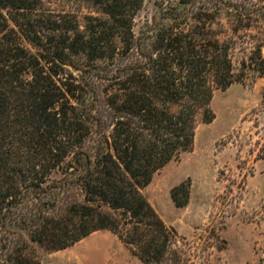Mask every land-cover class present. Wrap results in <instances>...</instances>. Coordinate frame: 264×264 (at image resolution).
Segmentation results:
<instances>
[{"label":"trees","instance_id":"1","mask_svg":"<svg viewBox=\"0 0 264 264\" xmlns=\"http://www.w3.org/2000/svg\"><path fill=\"white\" fill-rule=\"evenodd\" d=\"M87 1L100 15L81 28L72 13L46 15L39 0H0V264H40L36 246L62 250L99 230L143 264H190L185 237L142 189L192 149L199 121L214 118L215 90L264 75L262 45L235 71L221 23L230 4L198 5L195 24L162 23L141 43L131 30L141 0ZM118 42L124 62L98 75L106 84L97 90L68 69L80 55L111 63ZM89 94L104 113L86 107ZM189 193V180L170 191L177 206Z\"/></svg>","mask_w":264,"mask_h":264},{"label":"rangeland","instance_id":"2","mask_svg":"<svg viewBox=\"0 0 264 264\" xmlns=\"http://www.w3.org/2000/svg\"><path fill=\"white\" fill-rule=\"evenodd\" d=\"M39 1L37 7L46 15L72 13L81 28L86 15H100L98 5L87 0ZM179 3H189L193 9L187 5L183 10ZM203 3L231 5L221 23L223 35L230 39L235 71L259 45L264 55V17L257 12H264V0H141L132 20L134 41L140 34L137 41H148L149 31L162 23L195 24L191 15ZM168 15L176 19L164 18ZM247 24L251 26L245 28ZM116 45L118 59L109 64H88L80 55L73 56L67 67L88 89L97 90L106 84L99 76L124 62L120 56L125 47ZM87 106L96 114L104 113L101 101L92 94L87 95ZM211 108L214 118L199 121L192 149L155 171L142 192L158 215L185 237L190 264H264V75L248 71L241 81L215 90ZM60 177L54 172L49 182ZM186 180L190 181L188 202L177 206L171 188ZM36 254L40 264H143L107 230L58 251L36 246Z\"/></svg>","mask_w":264,"mask_h":264}]
</instances>
